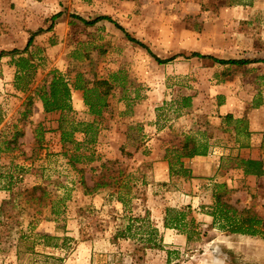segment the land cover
<instances>
[{"label":"rangeland","instance_id":"374dc122","mask_svg":"<svg viewBox=\"0 0 264 264\" xmlns=\"http://www.w3.org/2000/svg\"><path fill=\"white\" fill-rule=\"evenodd\" d=\"M98 16L173 59L158 64L111 21L79 18ZM31 33L29 51L14 57L35 65L22 63L28 71L18 83L27 92L15 88L12 57L0 59V134L22 131L0 152V264H264L260 236L215 228L210 215L218 193L264 225V176L229 183L176 152L194 138L208 145L205 155L219 146L217 169L242 168L236 145L251 135L232 113L264 114V0H0V51H22ZM192 52L254 61L219 64ZM52 70L113 83L96 116L83 91L71 90L61 125L75 126L74 142L60 140L59 111L44 112L33 94L26 99ZM91 135L94 142L84 141ZM97 181L108 184L92 189ZM181 215L180 227H164L165 217ZM43 234L57 238L46 245Z\"/></svg>","mask_w":264,"mask_h":264},{"label":"trees","instance_id":"16d2710c","mask_svg":"<svg viewBox=\"0 0 264 264\" xmlns=\"http://www.w3.org/2000/svg\"><path fill=\"white\" fill-rule=\"evenodd\" d=\"M85 24L93 25L97 21L101 19H106L108 21H111L115 24L116 27L123 30L125 32V35L127 38L136 43L137 45L144 48L153 58L156 60L158 64H165L173 59V57L170 58H160L156 56L154 53H152L151 49L142 41L132 37L129 35L125 29L121 25H119L116 21L112 20L108 16H98L91 20H85L81 19ZM36 34L31 33L29 38L27 39V42L22 49V51L19 52V50L11 49L9 51H0V59L3 56H10L12 57V63L16 67V74L14 77V83L15 88L20 90L21 92L25 93L29 90V86H20L19 80L20 78L27 73V69L22 66V63L31 66L33 69H35L34 63H30L29 59L27 57H24L22 55H18L17 58H14L16 54L21 53H27L29 51L30 46L32 45L33 38ZM190 56H197L200 58H212L213 61L219 63V64H233V65H241L246 63H251L254 60L250 59H237V58H231V59H219L216 57L208 56V55H202L197 52H192ZM260 62H264V59L259 60ZM27 66V67H28ZM27 70V71H26ZM89 83H91V86H89ZM113 88V83L109 79H94L93 81H85L84 83H80L78 79L74 80H68L64 77V75L61 74V72L57 70L51 71V78L48 81L47 85H39L36 86L35 89L29 91V93L26 96L27 100L31 99V94H33L38 100H40L42 104L43 111L53 112V111H59L61 113L59 117V124L58 129L61 130L60 133V140L61 142L66 141H72V134L73 130L75 129V126L72 127L69 131H66L62 129V123L64 121V115L65 113L72 112V106H71V90H82L83 91V101L84 104L88 106L90 114L93 115H101L102 108L106 107V96L110 94L111 90ZM90 94L94 97L91 98ZM184 104L183 106L190 105L189 97L183 98ZM3 110L0 106V124L3 121ZM230 119V115L226 116ZM72 124L74 123L71 121ZM237 122H240L239 120ZM81 124V122L76 123ZM87 126L92 127V123H85ZM15 128V127H14ZM22 131L20 129H15V131L12 132L11 136L7 137L2 136L0 134V152L1 151H10L12 148L10 147L11 144H14L16 142L17 136L21 135ZM91 139H84V141H95L94 135L90 136ZM208 145L206 143H201L199 141L196 142L194 138L185 141V143L182 145L180 151L178 152V157H188L191 158L194 155H205L207 151ZM78 155H70V158H74L75 160H78ZM180 167L182 168V162H180ZM104 166V165H103ZM241 166L243 168V171L245 174H252V175H260L263 172V166L261 160L256 159H241ZM187 174L185 176H190V171L188 169L183 168ZM7 183L4 185V187L9 188L8 184L12 181L13 176L10 174L2 175V177L7 178ZM112 182L113 179H111ZM108 183L106 181H97L94 183L92 189H96L98 187H102L104 185H107ZM221 186V185H219ZM40 188L39 186H34L31 189L27 190L28 192H33L34 190ZM6 202V201H5ZM2 209V206H1ZM210 215L212 216V224L213 227L219 228L223 231H228L229 233H236V234H246V235H252V236H260L264 240V225L262 222V218L259 217L255 212H252L249 209H241L237 210L236 208L229 205L225 200L222 199L220 194H214V205L212 207V211L210 212ZM182 217H173V218H167L164 219V227H180L182 223ZM126 228H130L128 225ZM158 230L154 227L150 228V230L147 232L151 245L156 246V236H157ZM44 241L46 245L48 244L49 240H52L54 236L43 234L39 235ZM188 239V237H187Z\"/></svg>","mask_w":264,"mask_h":264},{"label":"crops","instance_id":"0c3cea01","mask_svg":"<svg viewBox=\"0 0 264 264\" xmlns=\"http://www.w3.org/2000/svg\"><path fill=\"white\" fill-rule=\"evenodd\" d=\"M226 113L228 114V111H226ZM232 114H233V118H240V119L243 118L247 120L248 123L247 131H249V135H251V141H247L245 143L239 142L238 145H236V147L240 149L239 159L249 158V159L261 160L262 162H264V155L260 154V149L263 146V142H264L263 139L264 134L263 132L260 133V131H262L264 128V114L262 113V110L251 109L250 111H246V112L242 111ZM247 138L248 136H246V140ZM231 146H233V144H229V147ZM220 156H221V151L219 146L213 145L207 155H195L192 158H190V161L193 162L194 165L201 162L208 163V165L210 166L209 172L216 173L218 177L223 178L222 180H225L226 182L229 183L235 181V178L237 177L244 178L249 176L255 178V177L264 176V168H263V172L260 175L245 174L243 168L241 167H235L229 171H222L221 169H217L216 166L220 162V158H221ZM262 193L264 195L263 191ZM259 208L262 209V206L261 205L257 206L256 210H259Z\"/></svg>","mask_w":264,"mask_h":264}]
</instances>
